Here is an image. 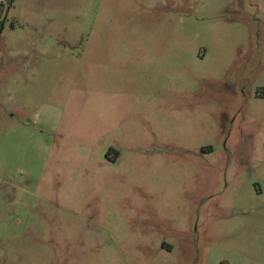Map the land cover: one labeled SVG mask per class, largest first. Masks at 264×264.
<instances>
[{
	"label": "rangeland",
	"instance_id": "1",
	"mask_svg": "<svg viewBox=\"0 0 264 264\" xmlns=\"http://www.w3.org/2000/svg\"><path fill=\"white\" fill-rule=\"evenodd\" d=\"M0 264H264V0H0Z\"/></svg>",
	"mask_w": 264,
	"mask_h": 264
}]
</instances>
